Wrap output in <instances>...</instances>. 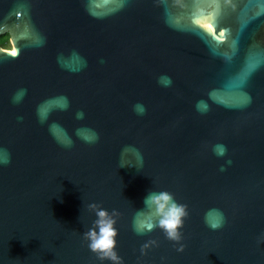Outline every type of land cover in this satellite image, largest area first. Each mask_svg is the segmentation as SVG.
Instances as JSON below:
<instances>
[{"label": "water", "instance_id": "95a60500", "mask_svg": "<svg viewBox=\"0 0 264 264\" xmlns=\"http://www.w3.org/2000/svg\"><path fill=\"white\" fill-rule=\"evenodd\" d=\"M5 34L0 264H113L83 235L93 202L124 264H264V0H0ZM150 190L188 206L184 251Z\"/></svg>", "mask_w": 264, "mask_h": 264}, {"label": "clouds", "instance_id": "9594fccd", "mask_svg": "<svg viewBox=\"0 0 264 264\" xmlns=\"http://www.w3.org/2000/svg\"><path fill=\"white\" fill-rule=\"evenodd\" d=\"M161 83L170 84L171 77L162 76L160 78ZM26 90H22L18 93L14 99L19 100ZM64 107H67L65 103ZM135 110L139 114H143L146 111V107L142 103H137L134 106ZM43 115V114H41ZM84 116L83 110L77 112V118L82 119ZM23 119V117H19ZM87 142H95L99 139V134L95 130L82 137ZM65 147L71 146L70 140L61 141ZM123 151V150H122ZM217 155L223 156L227 152V147L222 144L215 146ZM10 154L0 158V164L10 163ZM227 163H231L228 160ZM143 165V155L137 150V166ZM128 166L123 160H121V167ZM224 165L221 166V170H224ZM145 204H151L154 207L155 215L158 217V226L164 231L169 240L176 242L177 250L184 251L186 245L182 242L184 240L183 227L185 225L186 218L189 215L188 206L184 203L178 202L175 199L173 193L168 190H150L144 198ZM89 209L93 210L96 214V219L93 221L92 227L88 228L84 233V238L88 243L89 249L94 252L101 262L111 261L113 264H124L123 257L118 252V228L116 227V217L119 215L118 211L113 209L111 212L99 206L95 202L88 205ZM225 217L223 212H219L218 215L213 218L209 223V227L218 229L223 226ZM157 226V223L140 221L136 226L137 231L151 230ZM258 242H264V234L258 237ZM156 241H148L141 246V251L146 254L147 249L156 244Z\"/></svg>", "mask_w": 264, "mask_h": 264}, {"label": "trees", "instance_id": "16d2710c", "mask_svg": "<svg viewBox=\"0 0 264 264\" xmlns=\"http://www.w3.org/2000/svg\"><path fill=\"white\" fill-rule=\"evenodd\" d=\"M9 43H10V37L8 34L0 36V46L2 48L7 49V50H11L9 47Z\"/></svg>", "mask_w": 264, "mask_h": 264}, {"label": "rangeland", "instance_id": "374dc122", "mask_svg": "<svg viewBox=\"0 0 264 264\" xmlns=\"http://www.w3.org/2000/svg\"><path fill=\"white\" fill-rule=\"evenodd\" d=\"M9 47H10L11 50H13V47H12V45H11V42L9 43ZM13 51H14V50H13Z\"/></svg>", "mask_w": 264, "mask_h": 264}, {"label": "bare ground", "instance_id": "6f19581e", "mask_svg": "<svg viewBox=\"0 0 264 264\" xmlns=\"http://www.w3.org/2000/svg\"><path fill=\"white\" fill-rule=\"evenodd\" d=\"M13 50H14V49H13ZM13 50H12V53L14 54V53H15V50H14V51H13Z\"/></svg>", "mask_w": 264, "mask_h": 264}]
</instances>
